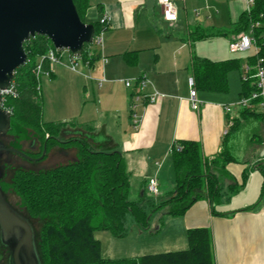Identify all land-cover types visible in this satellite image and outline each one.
Instances as JSON below:
<instances>
[{
  "label": "crops",
  "instance_id": "0c3cea01",
  "mask_svg": "<svg viewBox=\"0 0 264 264\" xmlns=\"http://www.w3.org/2000/svg\"><path fill=\"white\" fill-rule=\"evenodd\" d=\"M246 1L174 0L177 20L166 22L156 0H89L85 22H99L103 15L109 20L107 25H101L98 61L89 64L87 72L94 82L105 80L91 87V94L85 95L90 99L83 102L77 117L54 120L71 119L110 138V146L124 157L129 172V197L134 194L130 198L134 201L144 193L148 195L146 184L152 176L157 180L155 199L173 189V146L181 141H196L203 157L210 160L220 152L224 138L232 132H242L231 140L234 158L225 163L220 175L221 196L214 200L215 213L207 199H199L182 214L167 215L172 218L170 246L181 242L176 238L180 233L186 241L189 228H209L215 264H264V157L254 154L256 143L264 142V123L261 117L253 116L241 118L234 130L233 125L229 127L224 106L230 105L231 100L224 92L196 89L202 104L199 111L191 108L188 78L194 80L192 57L204 58L195 53L198 41L230 42L235 36L193 40L190 31H228L246 10ZM244 63L239 65L240 84ZM50 71L53 77L51 65ZM141 75L150 81L145 88L147 94L160 93L154 102L142 97L135 100L134 88L126 87V79L122 80L126 76L134 81ZM240 112L234 111L233 117L239 118ZM163 228L164 222L156 232Z\"/></svg>",
  "mask_w": 264,
  "mask_h": 264
},
{
  "label": "trees",
  "instance_id": "16d2710c",
  "mask_svg": "<svg viewBox=\"0 0 264 264\" xmlns=\"http://www.w3.org/2000/svg\"><path fill=\"white\" fill-rule=\"evenodd\" d=\"M73 3L84 22L81 15L89 8V0H73ZM91 24L95 32L101 28L98 21ZM247 32L252 33L259 47L257 53L247 58L252 67L259 58L264 59V0H254L250 10L242 12L228 31L207 33L195 28L190 31V39L201 40L217 35L238 38ZM23 48L27 62L16 69L12 80L17 94L5 96L3 100V106L11 110L10 128L6 135L17 134L18 139L29 135L30 140L34 139L39 145L38 151L25 152L33 158H38L43 149L45 153L41 159L55 147H73L76 150L71 162L44 171L12 168L10 174L4 175L10 177V181L2 184L0 180L5 197L10 192L17 198L15 207L23 212L32 226L40 220L37 240L40 264H215L212 235L206 227L187 229V246L184 249L119 259L102 256L101 243L94 233L107 230L114 237H125L128 234V215L146 230L152 212L164 211L166 215L178 216L199 199H207L211 212L215 213L214 200L221 196L220 175L225 163L234 158L231 141L228 143L230 135L224 138L220 152L210 160L203 157L196 141H181L173 146V189L159 199L144 193L140 200H131L129 172L124 157L110 146V138L99 135L89 125L42 120L40 75L37 76L35 70L39 57L53 48L51 41L45 36L35 35L23 43ZM99 56L95 49L90 57L82 53L84 61L89 64ZM191 67L196 89L226 92L227 73L239 68V60L212 61L194 55ZM42 69L43 73L52 75L49 62L45 61ZM251 81L241 79L239 98L248 96L254 89ZM253 116L263 120L262 115L254 110L242 109L231 128L236 129L241 118ZM5 254L0 257V264L6 261L8 254Z\"/></svg>",
  "mask_w": 264,
  "mask_h": 264
},
{
  "label": "rangeland",
  "instance_id": "374dc122",
  "mask_svg": "<svg viewBox=\"0 0 264 264\" xmlns=\"http://www.w3.org/2000/svg\"><path fill=\"white\" fill-rule=\"evenodd\" d=\"M81 17L85 22V20L87 19L86 12H83ZM101 33L103 34L102 26L97 31V35H101ZM91 46L92 49L94 48L98 53L102 48L101 46L96 47L95 44H92ZM84 52L88 55L87 49H85ZM195 53L201 57L208 58L211 60H224L230 57L237 58L239 60V65L241 66L244 61L245 63L247 62V58L251 56L253 50L250 49L247 51L232 54L229 51L228 40L214 39L198 41ZM68 56L69 53L67 50H61V61L54 62L51 64L52 71L54 73L53 77L46 73L40 74L39 84L42 101V120L45 122L52 120L54 121L60 117L65 118L66 116L77 117V114L82 109L83 102L86 100V98L90 99V97L85 98V95L87 94L88 96L89 93L91 94V87H96L98 84L96 81L94 82L95 79L92 77V75L87 72L90 66L89 64L87 65L84 63L83 57L79 60L78 70L75 71L66 65V62L68 61ZM97 61L98 59L94 60L93 62ZM91 65H93V63ZM240 69L241 68L232 69L227 73L228 90L223 93V95H225L228 100H231L229 104L231 105L233 112L237 110L239 111L238 92L241 86L239 77ZM232 77H235L236 81ZM122 78V80L129 79L126 76ZM233 79L235 82V86H233ZM60 122L71 123L76 121H71V119H68L67 121ZM242 131H244L243 133H246L247 130L246 128H244ZM241 133L242 132L238 134H231L228 143L233 139V137H237ZM101 134L103 135L104 133ZM15 136L18 137L17 134ZM28 137L30 136L26 135L23 139H21V148L23 150H34V145H31L30 138ZM7 139H9L8 135H1V145L9 147ZM256 145L257 149L254 151L255 156L257 155L264 157V142L256 143ZM10 152H2L0 156V180L2 179V184H5V181H9V177L7 179V177H4V175H7V173L10 174L9 172L12 170H9L10 167L7 166L11 159ZM75 154L76 150L73 147H55L47 152V155L44 159H29L18 155L16 156L17 162L14 163L12 167L13 169H15L16 167H20L30 171H44L57 165L71 162V160L73 159L72 157L75 156ZM147 194L151 195L148 192ZM151 196L155 198V196ZM134 197V194L131 193L130 198L133 199ZM6 198L9 204L17 212L23 215V212L15 207L17 198L10 192L6 193ZM171 220L172 218L167 216L164 211L152 212L149 220V225L146 230H143L135 223L133 218L128 215L126 220L128 234L125 237H114L107 230L95 231L94 236L101 243L102 256L110 259L133 258L144 254H153L164 251L184 249L186 248V241L185 238L181 236V233L180 235L176 233V238H178V240H181V242L176 243V245H169L172 242L173 237L170 231ZM36 222V225L33 226V230L34 237L36 238V240H38V224L40 226V220H37ZM162 222H164V228L160 232H156V230L161 227ZM2 248L0 249L4 252L0 250V257L6 256L5 253H9L8 249ZM6 262L7 261L2 262V264H6Z\"/></svg>",
  "mask_w": 264,
  "mask_h": 264
},
{
  "label": "water",
  "instance_id": "95a60500",
  "mask_svg": "<svg viewBox=\"0 0 264 264\" xmlns=\"http://www.w3.org/2000/svg\"><path fill=\"white\" fill-rule=\"evenodd\" d=\"M94 33V26L81 20L73 0H0V103L1 90L9 87L16 69L27 62L25 41L45 36L54 48L77 55ZM10 120L9 111L0 106V136L9 130ZM10 150L0 143V156ZM0 246L9 251L6 264H40L31 222L9 204L1 188Z\"/></svg>",
  "mask_w": 264,
  "mask_h": 264
},
{
  "label": "built area",
  "instance_id": "2783aa9c",
  "mask_svg": "<svg viewBox=\"0 0 264 264\" xmlns=\"http://www.w3.org/2000/svg\"><path fill=\"white\" fill-rule=\"evenodd\" d=\"M158 5L161 8V14L162 18L166 22H175L177 20V8L175 6L174 0H156ZM254 4V0H247L246 1V10H250L252 5ZM108 16L103 15L100 19L101 25H107L108 24ZM92 44H95L97 46L102 47V33L101 35H97V32L94 33V36L92 38V41L87 44L86 48H83V51L85 49L88 50V56L90 57L92 55ZM253 50V53H257L259 51V47L255 43V38L252 35V33L247 32L241 34L238 38H235L229 42V51L231 53H237V52H243L247 50ZM82 51V53H83ZM68 61L66 62V65L71 68L72 70H78L79 66V60L82 59V53L81 54H72L69 52ZM102 60L105 62L106 60L102 57ZM47 61L51 65L54 62L61 61V50L57 48H51L48 50V52L39 57L35 73L37 76L43 73V63ZM85 64H89L88 61H84ZM264 59L259 58L258 61L253 65L252 67L246 62L243 66V71L241 75V79L243 81L252 80L251 85H253L254 89L251 91V93L248 96H243L239 98L238 106L239 110H242L244 108H249L254 110L256 113L262 115L264 120ZM252 71V73H251ZM105 80L104 78L99 79L98 84L100 85V82ZM124 84L126 87H133L134 88V95L133 98L135 100L139 98H146L149 102H154L156 100V97L160 95L159 92L154 91L152 94H147L145 92V88L150 84V81L145 75H141L134 81L131 80H125ZM188 84H189V103L193 110L199 111L202 101L197 96V90L195 88V83L192 77L188 78ZM2 94V101L0 103V106L11 114V110L9 108H5L3 106V100L5 96H16V90L13 87V84L9 85V87L5 90H1ZM224 112L228 116L227 118V125L231 127L233 125L234 118L233 117V109L231 105H225L224 106ZM146 190L149 194L156 196L158 193L157 189V180L155 176L149 177L146 184Z\"/></svg>",
  "mask_w": 264,
  "mask_h": 264
},
{
  "label": "flooded vegetation",
  "instance_id": "af4514ba",
  "mask_svg": "<svg viewBox=\"0 0 264 264\" xmlns=\"http://www.w3.org/2000/svg\"><path fill=\"white\" fill-rule=\"evenodd\" d=\"M7 142L9 144V148L10 147L12 148V149L10 148L11 149L10 150L11 151L10 152L11 159H10V162L8 163V165H7L8 167H10L9 170H11L13 168L12 165L17 162L16 156H18V155L19 156H22L24 158H29V159H39V158L41 159L43 157V156L41 157L42 153H41V155L38 158L37 157L36 158L30 157V156L27 155L28 153L27 154L25 153V152H36V151H38L39 145L37 144V142L34 141V139L33 140H30L31 145H34L33 146L34 150H23L21 148L22 140L21 139H18V137H16L15 135H13V136L10 135L9 136V139H7ZM43 151H45V150L43 149ZM7 179H8V177H7ZM9 181H10V177H9Z\"/></svg>",
  "mask_w": 264,
  "mask_h": 264
}]
</instances>
